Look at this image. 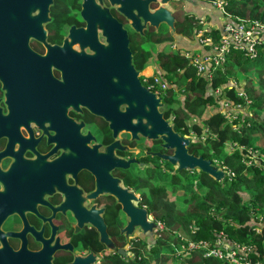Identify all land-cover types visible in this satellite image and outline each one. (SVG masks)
Wrapping results in <instances>:
<instances>
[{
  "label": "flooded vegetation",
  "instance_id": "obj_1",
  "mask_svg": "<svg viewBox=\"0 0 264 264\" xmlns=\"http://www.w3.org/2000/svg\"><path fill=\"white\" fill-rule=\"evenodd\" d=\"M125 1L0 0V264L122 263L156 241L145 185L170 173L160 155L170 147L132 137L127 121L139 125L140 109L93 88L94 39L105 44L125 29L139 75L141 45H156L148 47L153 71L158 53L172 49L156 54L172 39L166 20L141 32L139 4L133 0L130 16ZM148 1L152 10L161 6ZM171 3L163 7L175 30L200 41L198 25L207 21ZM181 21L191 27L180 31Z\"/></svg>",
  "mask_w": 264,
  "mask_h": 264
},
{
  "label": "trees",
  "instance_id": "obj_2",
  "mask_svg": "<svg viewBox=\"0 0 264 264\" xmlns=\"http://www.w3.org/2000/svg\"><path fill=\"white\" fill-rule=\"evenodd\" d=\"M225 10L232 16L264 23V0H226ZM189 27V23H178L180 31ZM216 33L212 30L211 35ZM153 58L151 50L141 45L137 67L143 70ZM156 59L170 80L162 98L165 116L170 117L176 131L193 135L188 146L191 153L224 166L226 175L217 181L205 172L177 169L172 164L170 173H158V181L147 182L145 188L147 203L163 228L150 248L141 247L134 261L109 264H230L214 257L203 258L198 252L177 256V232L193 240L211 241L224 231L229 239L254 244L261 257L264 228L261 234L255 229L264 221V49L260 48L255 58L232 50L211 81L197 76L194 68V74L184 78L190 65L177 50L158 53ZM217 88L219 96L214 93ZM222 98L244 108L231 124L219 110ZM248 149L258 153L259 164L247 163ZM161 196L172 198L174 207L161 201Z\"/></svg>",
  "mask_w": 264,
  "mask_h": 264
},
{
  "label": "water",
  "instance_id": "obj_3",
  "mask_svg": "<svg viewBox=\"0 0 264 264\" xmlns=\"http://www.w3.org/2000/svg\"><path fill=\"white\" fill-rule=\"evenodd\" d=\"M157 1H160L161 6L152 10L149 8L150 1L135 0V4H139L137 5L139 17L137 20L135 19V23L140 27L141 32L148 21L152 25L158 26L165 19L166 21L164 22L170 28L172 39L168 42L158 43L156 54L162 51L166 44L174 46L176 50L188 51L190 55L194 51H199L201 54L200 59L212 53V50L206 48V45H211V43L200 44L198 38L191 42L182 34L176 32L172 10L169 13L163 7V3H167L169 0ZM170 1L180 2L185 14L192 15L198 20L207 19L208 25H218L219 29L222 28L219 17L223 14L211 3L203 0ZM131 5H133V0H126L123 8L125 13L130 16H132ZM228 20L230 21V18ZM94 44L98 46L97 53L93 55L96 61L95 66L98 67L97 70H95L96 68L93 69V74L98 76V80L96 82L97 87L93 82V88L95 90L101 89L103 94H108V96H104L108 100L125 101L128 105V110L132 109V103H134L136 105L135 110L140 109L143 116L139 125L137 122L133 125L130 120L127 121V127L129 128H126V131H129L132 137L140 135L149 139H161L162 146L170 147L171 152L170 155H160L169 160L170 164L177 169L186 171L199 170L207 173L215 180L221 181L226 175L223 167L201 154L191 153L188 148L192 141L191 138L176 131L171 119L170 123L165 121L163 113L160 111L163 107L162 97L142 84L138 70L134 68L125 29L119 28L116 33L106 35L105 44L95 39ZM205 65V74H207L210 70V63L206 62ZM133 127L137 128L138 131L134 130ZM153 225L160 229L159 224ZM142 229L144 230L143 227ZM142 239L145 238L142 236Z\"/></svg>",
  "mask_w": 264,
  "mask_h": 264
},
{
  "label": "built area",
  "instance_id": "obj_4",
  "mask_svg": "<svg viewBox=\"0 0 264 264\" xmlns=\"http://www.w3.org/2000/svg\"><path fill=\"white\" fill-rule=\"evenodd\" d=\"M203 1L211 3L223 14L219 17L222 28H214L217 30V33L212 35H206V29L201 30L203 36L200 37L199 42L200 44L211 43V45H206L208 50H212L211 54L205 55L202 59H200L201 54L199 51H194L192 55H190L188 51H185L184 56L189 61V65L195 68L197 76H203L208 81H211L215 70L222 65L227 55H229L232 50L240 51L248 58H255L259 49H264V23L258 20L238 18L228 14L225 10L226 0ZM228 18H230V21ZM199 21L204 22L206 20L203 19ZM172 48L175 49L174 46ZM206 62L210 63V70L207 74H205ZM141 75L143 76V79L141 80L142 83L158 95L164 94L170 87V81L164 77L163 71H161L160 68H157L156 72L152 74L142 73L141 71ZM214 93L219 96V88H217ZM243 95L246 98V102L249 103L246 94L243 93ZM219 103V110L222 111L230 124L236 119L237 114L239 112H243L244 110L240 104H232L229 100L224 98H222ZM237 148L240 150L244 149L242 146H237ZM247 152L250 156L246 160L247 163L259 164L258 153L253 149H248ZM262 156L264 158V155ZM223 168L225 169L224 166ZM157 223L159 224L160 229L163 228L160 222ZM176 236L180 239V244L177 246V256L182 254L184 256H190V253L198 252L203 258H227L235 264H263L262 262H264V254L262 260V258H260L259 255L253 251L252 247L242 246L240 248H236L229 245L226 232L224 231L217 234L211 241L201 239L193 240L182 232H177Z\"/></svg>",
  "mask_w": 264,
  "mask_h": 264
},
{
  "label": "rangeland",
  "instance_id": "obj_5",
  "mask_svg": "<svg viewBox=\"0 0 264 264\" xmlns=\"http://www.w3.org/2000/svg\"><path fill=\"white\" fill-rule=\"evenodd\" d=\"M171 2V1H170ZM170 7H172V8H174V9H176V8H181L182 7V4L180 3V2H176V1H172V3L170 4ZM171 8V9H172ZM185 13V12H184ZM199 27H202V28H205V27H207L205 24H199L198 25ZM145 46L148 48H154V47H156V45L155 46H153L152 45V43L151 44H145ZM168 50L169 51H172L171 50V48H169L168 47ZM177 51H179L180 52V54L182 55V56H184V54H185V51L184 50H177ZM152 68H153V63L152 64H147L146 66H145V68H143V70H142V73H147V74H150V73H155L156 71H153L152 70ZM194 67H189V69L185 72V74H184V78L185 77H187V76H191L192 74H194V69H193ZM161 69V68H160ZM162 70V69H161ZM146 71V72H145ZM164 73H165V71L164 70H162ZM139 77H140V80H142L143 79V76L142 75H139ZM170 81V80H169ZM159 96H161L162 98H163V94H160ZM162 102H163V100H162ZM163 107H164V104H163ZM163 107H162V109H163ZM189 137V136H188ZM190 138H191V140L193 139V135H191L190 136ZM146 189V188H145ZM169 197H172V198H174V196L173 195H170ZM172 198H170V199H168L166 196H161L160 197V200L161 201H165V202H169L170 203V205H172L173 207H174V200L172 199ZM175 205H176V207L178 208V203H175ZM258 228H256L255 230H256V233L257 234H261V232H262V229L264 228V222L263 221H260L259 222V226H257ZM228 244L229 245H232V246H234V247H238V248H240V247H242V246H247V247H252L253 248V251H255V253H257L258 255H259V252L257 251V248H256V246L254 245V244H246V243H241V242H238V241H235V240H232V239H229L228 238ZM259 257H260V255H259ZM260 258H262V260H263V255L260 257ZM219 260H222V261H226V262H228V263H230V264H235L233 261H231V260H229V259H227V258H221V259H219ZM264 261V260H263ZM263 264H264V262H262ZM169 264H172V262H170Z\"/></svg>",
  "mask_w": 264,
  "mask_h": 264
},
{
  "label": "crops",
  "instance_id": "obj_6",
  "mask_svg": "<svg viewBox=\"0 0 264 264\" xmlns=\"http://www.w3.org/2000/svg\"><path fill=\"white\" fill-rule=\"evenodd\" d=\"M204 20H206V21H208L207 19H204ZM214 28H218V25H213V26H210V25H208V27H206V28H204V29H206L207 31L205 32V34H211V32H212V30H215ZM211 30V31H210Z\"/></svg>",
  "mask_w": 264,
  "mask_h": 264
},
{
  "label": "clouds",
  "instance_id": "obj_7",
  "mask_svg": "<svg viewBox=\"0 0 264 264\" xmlns=\"http://www.w3.org/2000/svg\"><path fill=\"white\" fill-rule=\"evenodd\" d=\"M216 163V162H215Z\"/></svg>",
  "mask_w": 264,
  "mask_h": 264
}]
</instances>
